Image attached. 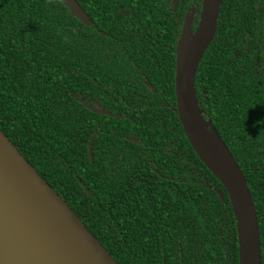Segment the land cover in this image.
<instances>
[{
  "label": "trees",
  "instance_id": "obj_1",
  "mask_svg": "<svg viewBox=\"0 0 264 264\" xmlns=\"http://www.w3.org/2000/svg\"><path fill=\"white\" fill-rule=\"evenodd\" d=\"M76 1L92 26L59 0H0V129L118 264H239L229 196L176 111V45L202 0ZM194 83L246 178L264 264V0H221Z\"/></svg>",
  "mask_w": 264,
  "mask_h": 264
},
{
  "label": "water",
  "instance_id": "obj_2",
  "mask_svg": "<svg viewBox=\"0 0 264 264\" xmlns=\"http://www.w3.org/2000/svg\"><path fill=\"white\" fill-rule=\"evenodd\" d=\"M83 25L93 23L76 0H59ZM174 10L178 0H174ZM221 0H202L187 14L176 45L177 115L200 161L220 181L235 214L239 264H262L260 230L246 178L197 100V68L217 30ZM95 113L112 116L94 109ZM92 136L89 157H93ZM221 199L224 196L217 190ZM0 264H118L58 192L0 129Z\"/></svg>",
  "mask_w": 264,
  "mask_h": 264
},
{
  "label": "flooded vegetation",
  "instance_id": "obj_3",
  "mask_svg": "<svg viewBox=\"0 0 264 264\" xmlns=\"http://www.w3.org/2000/svg\"><path fill=\"white\" fill-rule=\"evenodd\" d=\"M92 25H93V24H92ZM92 25H91V26H92Z\"/></svg>",
  "mask_w": 264,
  "mask_h": 264
}]
</instances>
